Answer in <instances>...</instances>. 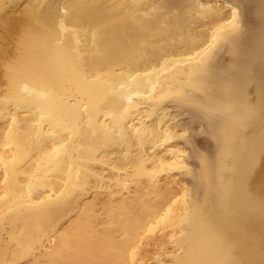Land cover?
Here are the masks:
<instances>
[{
    "label": "bare ground",
    "instance_id": "1",
    "mask_svg": "<svg viewBox=\"0 0 264 264\" xmlns=\"http://www.w3.org/2000/svg\"><path fill=\"white\" fill-rule=\"evenodd\" d=\"M0 264H264V0H0Z\"/></svg>",
    "mask_w": 264,
    "mask_h": 264
}]
</instances>
